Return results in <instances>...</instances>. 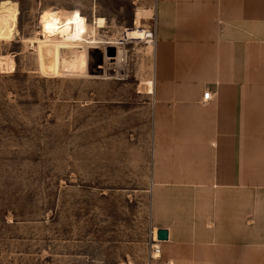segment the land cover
<instances>
[{
  "label": "rangeland",
  "instance_id": "rangeland-1",
  "mask_svg": "<svg viewBox=\"0 0 264 264\" xmlns=\"http://www.w3.org/2000/svg\"><path fill=\"white\" fill-rule=\"evenodd\" d=\"M65 15L107 42L45 41ZM155 22L154 0H0V264H264V189L152 220L154 49L124 35Z\"/></svg>",
  "mask_w": 264,
  "mask_h": 264
},
{
  "label": "crops",
  "instance_id": "crops-1",
  "mask_svg": "<svg viewBox=\"0 0 264 264\" xmlns=\"http://www.w3.org/2000/svg\"><path fill=\"white\" fill-rule=\"evenodd\" d=\"M154 4L153 222L169 200L264 189V0Z\"/></svg>",
  "mask_w": 264,
  "mask_h": 264
},
{
  "label": "bare ground",
  "instance_id": "bare-ground-1",
  "mask_svg": "<svg viewBox=\"0 0 264 264\" xmlns=\"http://www.w3.org/2000/svg\"><path fill=\"white\" fill-rule=\"evenodd\" d=\"M138 20H141L142 13L137 14ZM137 26L130 31H126V37H130L131 39L144 40L146 44H149V48L153 49L154 47V35L152 32H148L147 30L142 29L139 26V23H136ZM96 25L93 26V33L90 37V40L85 39L84 37H80L74 33V24L71 18L68 15L52 17L47 19L44 22V32H45V41H51L53 38L59 39L65 43H81V42H89V43H101L107 42L103 39H99L96 34ZM113 42H116L113 40ZM46 50L49 53L53 52V47L48 46ZM146 90L148 94H153V80H148L146 82ZM158 230L155 228L153 233V242L154 246L159 247V244L163 241H160L157 237ZM155 258L161 257V251L155 250L154 256Z\"/></svg>",
  "mask_w": 264,
  "mask_h": 264
},
{
  "label": "water",
  "instance_id": "water-1",
  "mask_svg": "<svg viewBox=\"0 0 264 264\" xmlns=\"http://www.w3.org/2000/svg\"><path fill=\"white\" fill-rule=\"evenodd\" d=\"M157 237L160 241H168L170 238L169 231L167 229H158Z\"/></svg>",
  "mask_w": 264,
  "mask_h": 264
},
{
  "label": "built area",
  "instance_id": "built-area-1",
  "mask_svg": "<svg viewBox=\"0 0 264 264\" xmlns=\"http://www.w3.org/2000/svg\"><path fill=\"white\" fill-rule=\"evenodd\" d=\"M213 98V94L211 91H207L205 94H204V97H203V100L202 102L203 103H207L209 102L211 99ZM156 247V250H158V252L160 251V248L155 246Z\"/></svg>",
  "mask_w": 264,
  "mask_h": 264
}]
</instances>
